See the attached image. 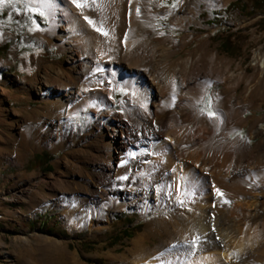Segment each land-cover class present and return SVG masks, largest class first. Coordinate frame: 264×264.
<instances>
[{
    "label": "rangeland",
    "instance_id": "1",
    "mask_svg": "<svg viewBox=\"0 0 264 264\" xmlns=\"http://www.w3.org/2000/svg\"><path fill=\"white\" fill-rule=\"evenodd\" d=\"M235 1L218 6L213 0H192L186 10L184 0L153 3L156 11L172 15L160 16L152 38L166 43L177 65L194 59L188 86L203 88L195 113L187 107L178 116L183 131L174 138L181 158L172 173L155 182L158 190L178 185L182 195L187 167L198 166L189 154L209 146L228 142L234 157L246 162L261 154L263 136L252 132L264 119V6L256 8L257 0H240L243 11L225 12ZM39 12L28 0L0 1V264H143L152 255L157 261L171 257L168 264H188L187 259L180 261L181 254L210 236L197 233L199 211L191 204L195 197L161 192L144 210L126 195L135 185L113 187V200L91 195L95 186L102 188L97 180L99 157L113 148L112 161L117 163L119 144H108L110 123L105 116L92 108L77 115L70 112L73 102L66 88L77 91L82 78L78 71L71 72L77 83L66 75L70 52L75 53L68 46L67 51L61 49L64 29H57L59 36L48 35L51 21L47 13L45 19ZM125 62L136 66L135 57ZM140 65L135 68L146 70ZM46 75L53 81L50 86L44 85ZM159 82L160 95H153L159 111L162 103H167L168 111L179 110L178 98L186 88L178 84L172 93L166 89L164 74ZM128 94L127 88L118 89L107 111L122 112ZM199 120L205 130L198 127ZM137 143L132 159L151 164V158L143 156L153 157V149ZM246 162L233 179L247 191L233 194L211 181L210 216L216 239H224L223 247L232 248L244 237V232L233 233V222L242 230H257L255 251L234 264H264V180L260 181L264 165L253 170ZM177 175L179 179L171 178ZM143 178L155 177L145 172ZM255 196L259 199L247 209ZM144 235L146 241L135 258V243Z\"/></svg>",
    "mask_w": 264,
    "mask_h": 264
},
{
    "label": "bare ground",
    "instance_id": "2",
    "mask_svg": "<svg viewBox=\"0 0 264 264\" xmlns=\"http://www.w3.org/2000/svg\"><path fill=\"white\" fill-rule=\"evenodd\" d=\"M28 1L48 14L51 21L48 35L59 36L57 29H64L66 37L60 39L61 49L67 51L69 47L75 53L71 56L70 52V60H68L70 69L66 75L69 80L77 83L71 72L78 71L82 78L76 87L77 91L73 90V87L66 88L70 100L73 102L70 112L77 115L81 110L92 108L96 115L105 116L110 123L107 134L108 144L113 145L116 142L119 144L117 163L112 161L113 148H110L109 153L105 156L99 157L97 164L100 165L101 172L97 174V180L98 186H102V188L95 186L90 191L91 195L95 199L113 200V187L122 188L135 185L137 188L132 191L128 189L126 195L131 197L133 204L141 206L144 210L149 207V200L157 199L161 192L166 195L174 192L175 197L182 195H185L186 198L189 195L193 199L195 197L193 202L189 203H194L199 211L198 219H196L197 233L210 236L201 242L199 247L193 246L181 254L180 261L187 259L189 260L188 264H234L254 252L259 245L257 230L255 233H252L250 228L242 230L239 225L233 222L231 225L233 233L244 232V237L232 248L223 247L224 239L218 241L214 235L216 229L214 230L215 225H213L210 216L214 204L213 193L210 191L211 183L217 181L224 191L233 194L247 191L244 185L233 179L235 174L246 166H244L246 161L242 157L240 159L234 157L228 149V142L220 146H209L189 154L190 160L195 161L198 166L187 167L184 178H182L184 185L182 195L179 193L178 185L165 186L163 191L154 186L158 184L155 182L160 181L161 176L163 177L169 172L172 173V167L181 158L178 141L174 138L183 131L179 127L180 117L178 116L183 115V111L187 107L195 108L202 100L203 95L202 87L188 86L193 79L194 59L184 62L183 65H177L169 57L170 53L166 43L164 41L155 42V39L152 38L156 33L157 20L160 16L172 15V12L168 10L156 11L153 7L155 0H94V3L93 0H87L89 7L83 9L77 8L73 0H47L42 6L37 5V0ZM213 1L218 6H223L228 0ZM78 2H83V0H78ZM191 3L192 0L190 3L184 0L182 6L186 10L188 6L191 8ZM84 17L92 19L95 22V27L90 25ZM96 27L101 28L102 31L97 32ZM102 32H107L108 35L104 36ZM44 37L39 36L41 39ZM132 57L136 58V62L133 64L137 67L143 64L146 70L137 69L136 66L128 67V64L125 66V61ZM88 69L89 71L85 75L84 71ZM162 74L166 75V89L172 93L175 92V89L177 90L178 84L186 88L181 90V96L178 98L179 110L168 111L167 103H162L163 106L159 111L155 105L153 95L156 94L157 97L160 95L159 77ZM42 79L46 86L53 84L48 75ZM122 87L129 90L122 112L114 114L107 111V108L115 102V92ZM36 89L41 91L40 86H36ZM193 112L195 113V110ZM198 122L200 129L207 128L203 121L199 120ZM193 135L192 132L191 137ZM252 135H262V145H264V119L253 130ZM137 142L153 149V157H150L149 154L143 156L145 159L151 158V164L147 165L143 159L139 161L132 159V146L138 145ZM246 163L249 165L248 167H253V170L263 166L264 146L261 154L252 156V159ZM145 172L152 173L155 177L154 181L144 180ZM135 173H137L136 176ZM132 178L133 181H131ZM171 178H178V175ZM261 179L264 180V176H260V181ZM262 186L264 189V183ZM196 190L199 191V194H192ZM115 196L119 197V194H115ZM257 197L249 201L248 204L246 203L247 209L256 202L254 200H257ZM260 205H257L258 210L261 208ZM193 218H197V215L194 214ZM262 230L264 231V228ZM146 237L144 235L136 241L133 250L135 258L139 256L137 252L146 241ZM233 253H238V256H233ZM155 258L156 255H152L143 264H160V262L168 264L171 260V257L158 258L160 261Z\"/></svg>",
    "mask_w": 264,
    "mask_h": 264
},
{
    "label": "snow or ice",
    "instance_id": "3",
    "mask_svg": "<svg viewBox=\"0 0 264 264\" xmlns=\"http://www.w3.org/2000/svg\"><path fill=\"white\" fill-rule=\"evenodd\" d=\"M46 2H47V0H37V5H38V6H42V5H44ZM73 3H75V4H76V7L79 8V9H83V8L89 7V4H88L87 0H83V2H78V0H73ZM93 3H94V0H93ZM31 10H32V9H29V11H31ZM137 11H139V10H137ZM39 16H40V17H43V18L46 19L45 14H44L43 11L39 12ZM84 19H85L90 25H93V26L95 27V22H94L92 19H90L89 17H84ZM95 30H96L97 32H101V31H102L101 28H99V27H96ZM102 34H103L104 36H107V35H108L107 32H102ZM209 115L212 116V115H214V113H209ZM232 255H233V256H238V253H233Z\"/></svg>",
    "mask_w": 264,
    "mask_h": 264
},
{
    "label": "trees",
    "instance_id": "4",
    "mask_svg": "<svg viewBox=\"0 0 264 264\" xmlns=\"http://www.w3.org/2000/svg\"><path fill=\"white\" fill-rule=\"evenodd\" d=\"M241 1L240 0H236L235 2H232L226 9H225V12H228V11H230L231 9H237V10H241V11H243V8H244V6H241ZM262 6H264V0H257L256 1V4H255V7L256 8H260V7H262ZM239 7V8H238ZM221 11H219V12H216L215 13V16H220V13ZM227 48L228 49H230V46H227ZM232 50H234L235 51V48L234 47H232L231 48ZM48 162H49V160L47 161V163L46 164H48ZM47 167H49V166H47ZM130 230H127V231H125V232H129Z\"/></svg>",
    "mask_w": 264,
    "mask_h": 264
},
{
    "label": "crops",
    "instance_id": "5",
    "mask_svg": "<svg viewBox=\"0 0 264 264\" xmlns=\"http://www.w3.org/2000/svg\"><path fill=\"white\" fill-rule=\"evenodd\" d=\"M229 139V138H228ZM11 219V218H10Z\"/></svg>",
    "mask_w": 264,
    "mask_h": 264
}]
</instances>
